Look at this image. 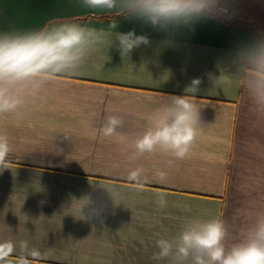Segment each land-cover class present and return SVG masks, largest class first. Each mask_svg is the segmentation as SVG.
<instances>
[{
  "label": "crops",
  "instance_id": "1",
  "mask_svg": "<svg viewBox=\"0 0 264 264\" xmlns=\"http://www.w3.org/2000/svg\"><path fill=\"white\" fill-rule=\"evenodd\" d=\"M224 1L232 2L226 11L164 30L78 0H0V32L65 22L107 30L115 20L114 32L150 41L125 58L115 45L101 47L17 113L0 115L12 147L0 171V244L16 245L9 264L22 254L20 241L40 251L37 264H168L151 258L156 241L176 237L194 218L219 216L226 243L240 239L246 210L264 208V114L250 110L240 86L214 81L234 74L238 53L264 39V0ZM244 7L255 19L245 20ZM195 78L199 90L189 93ZM185 95L195 96L203 124L190 157L130 159L146 118L168 97ZM106 110L125 117L119 136L97 131ZM137 167L145 170L142 190L126 179ZM157 171L167 174L164 182Z\"/></svg>",
  "mask_w": 264,
  "mask_h": 264
},
{
  "label": "clouds",
  "instance_id": "2",
  "mask_svg": "<svg viewBox=\"0 0 264 264\" xmlns=\"http://www.w3.org/2000/svg\"><path fill=\"white\" fill-rule=\"evenodd\" d=\"M83 7L101 12L135 17L157 29L179 28L195 21L226 11L222 0H78ZM117 22L108 29H98L74 22H65L39 30L0 32V115L17 113L30 97H35L48 82L64 74L76 73L94 51L116 46L122 57L136 48L150 44L146 35L114 32ZM215 83L240 86L249 102L250 110L264 114V39H259L238 53L234 74L220 75ZM201 80L191 81L187 92L196 93ZM107 115L97 131L105 138L120 135L126 125L123 115ZM142 130L135 134L134 152L130 159L156 152L170 154L177 160L190 157L191 150L203 127L200 109L194 95L170 96L167 102L147 118ZM136 127H140L136 125ZM12 151L9 136L0 132V171L9 167L7 159ZM144 168L128 172L130 186L143 189ZM164 182L167 174L157 171ZM108 190V189H107ZM109 191V190H108ZM114 200L113 193L109 191ZM157 204L165 207L163 193ZM225 221L219 216L188 220L174 238L161 237L156 241L157 252L152 259L168 264H264V208L251 206L246 210V224L240 239L230 246ZM21 255L13 264H37L41 253L20 241ZM16 245L0 244V264H9Z\"/></svg>",
  "mask_w": 264,
  "mask_h": 264
},
{
  "label": "rangeland",
  "instance_id": "3",
  "mask_svg": "<svg viewBox=\"0 0 264 264\" xmlns=\"http://www.w3.org/2000/svg\"><path fill=\"white\" fill-rule=\"evenodd\" d=\"M232 2L230 1L229 3H225V1L224 0H222V4H223V6H224V4H231ZM238 6H239V8H238V10H240L241 9V3H239L238 4ZM244 10H245V12H246V14L244 15L245 17V20H250V19H255V16H253L252 15V13L251 12H248V11H246V7H244L243 8ZM228 18V17H227ZM228 19H230V20H236L235 18L234 19H232V18H228ZM239 20H241V19H239Z\"/></svg>",
  "mask_w": 264,
  "mask_h": 264
},
{
  "label": "trees",
  "instance_id": "4",
  "mask_svg": "<svg viewBox=\"0 0 264 264\" xmlns=\"http://www.w3.org/2000/svg\"><path fill=\"white\" fill-rule=\"evenodd\" d=\"M115 16H117V15H111V16H109V17H115Z\"/></svg>",
  "mask_w": 264,
  "mask_h": 264
}]
</instances>
